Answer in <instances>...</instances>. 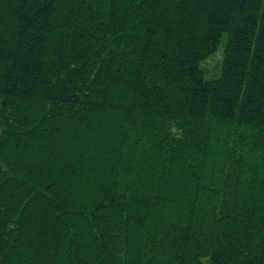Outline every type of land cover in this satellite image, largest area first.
<instances>
[{"label":"trees","instance_id":"1","mask_svg":"<svg viewBox=\"0 0 264 264\" xmlns=\"http://www.w3.org/2000/svg\"><path fill=\"white\" fill-rule=\"evenodd\" d=\"M0 264H264V0H0Z\"/></svg>","mask_w":264,"mask_h":264},{"label":"rangeland","instance_id":"2","mask_svg":"<svg viewBox=\"0 0 264 264\" xmlns=\"http://www.w3.org/2000/svg\"><path fill=\"white\" fill-rule=\"evenodd\" d=\"M222 49L218 50L217 55L210 58L208 61L204 63V72L205 76L215 77L220 71L221 63L223 62V54L221 56Z\"/></svg>","mask_w":264,"mask_h":264}]
</instances>
